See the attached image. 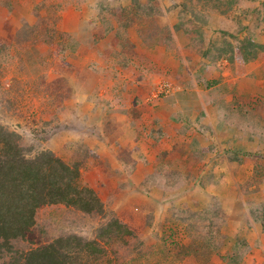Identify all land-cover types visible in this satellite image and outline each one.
I'll list each match as a JSON object with an SVG mask.
<instances>
[{"label": "rangeland", "instance_id": "rangeland-1", "mask_svg": "<svg viewBox=\"0 0 264 264\" xmlns=\"http://www.w3.org/2000/svg\"><path fill=\"white\" fill-rule=\"evenodd\" d=\"M39 6L37 31L31 32L25 42L22 38L14 39L16 32L10 43L0 41L4 45L0 64V124L17 133L20 144L30 154L51 149L68 160L69 147L76 141L85 143L83 140L90 132L94 134L103 113L102 104L117 107L130 98V105L141 106L152 114L158 106L155 102L177 89L179 80L174 75L178 72L190 77L188 73L195 68L201 74L210 66L222 74L225 64H233L236 56L256 63L259 54L263 62L259 70L264 68V0H40ZM242 40L259 45L254 58H244L240 50ZM198 78L201 79L200 75ZM259 101L264 106V100ZM248 118L251 134L255 114L250 113ZM88 125L93 128H87ZM103 137L100 134L101 141ZM96 147L89 146L96 157L82 168V182L92 187L105 206L141 238L151 242L152 225L162 215L161 192L142 191L154 185L149 177H141L135 185L126 175L127 180H121L119 185L121 191L109 184L95 185L101 180V171L93 167L105 160L98 157ZM149 149L146 155L154 160L155 151ZM184 149V142L176 145L177 153ZM192 149L190 146L188 152ZM165 153L160 155L162 161ZM127 156L130 154L120 149L118 159ZM142 160L145 162L146 158ZM166 161L169 172L175 171L178 159L174 160L177 164ZM157 174L152 176L157 178ZM219 179L220 185L209 192L192 191L197 188L193 183L186 184L190 189L181 192L185 186L180 179L176 185L180 193L174 203L202 209L217 201L226 219L225 233L237 232L249 239V247L240 253L235 264H256L257 257L252 253L255 248L264 250V237L259 240L264 231L259 222L252 227L243 223V204L253 203L259 194L255 190L241 194L245 181L238 176H232L228 182L224 177ZM250 182L249 189L258 187L254 179ZM124 183L132 185L131 191L123 192ZM246 197L249 199L245 200ZM148 212L152 215L150 225L146 223ZM98 221L96 216L63 204L42 205L36 211L35 224L23 238L12 242V250L26 251L62 234L89 236ZM183 264L196 263L190 260ZM209 264L225 263L216 259Z\"/></svg>", "mask_w": 264, "mask_h": 264}, {"label": "trees", "instance_id": "trees-1", "mask_svg": "<svg viewBox=\"0 0 264 264\" xmlns=\"http://www.w3.org/2000/svg\"><path fill=\"white\" fill-rule=\"evenodd\" d=\"M6 4L5 0H0V5ZM39 22V16L32 25L23 22L14 39L22 38L25 42L31 32L37 31L35 25ZM3 47L0 44V64ZM258 47L248 40L240 44L245 59L254 58ZM69 149L68 160L51 149L30 154L20 144L19 135L0 124V264H183L190 260L209 264L216 259L235 264L240 253L249 247L245 235L225 233L226 219L217 201L202 209L174 203L180 193L176 190L180 179L184 186L193 183L199 188L220 180L212 173L198 177L194 174L195 165L202 159L198 148L178 160L175 171L163 173V163L158 161L157 166L162 163L157 169L159 180L149 176L162 190V215L160 221L152 225L153 240L148 243L114 210L108 209L92 187L82 182L81 170L86 162L95 159V152L81 141L74 142ZM231 157L232 161L240 163L237 153ZM121 161L130 172V162ZM258 174L264 176V167L254 169L251 179L258 182ZM251 179L242 183L241 194L256 190L248 188ZM189 189L185 186L181 192ZM142 191L149 193L148 188ZM47 204L73 207L88 216H96L99 221L89 236L62 234L29 250L13 251L12 242L25 236L35 224L37 209ZM243 205L246 213L243 223L252 227L259 222L264 231V201ZM148 213L147 224L152 217L151 212Z\"/></svg>", "mask_w": 264, "mask_h": 264}, {"label": "crops", "instance_id": "crops-1", "mask_svg": "<svg viewBox=\"0 0 264 264\" xmlns=\"http://www.w3.org/2000/svg\"><path fill=\"white\" fill-rule=\"evenodd\" d=\"M5 1L6 5H0V41L10 43L24 21L29 24L36 21L40 0ZM261 55H258L256 63L244 62L240 55L236 56L233 64H225L227 66L222 74L210 66L201 74L195 68L188 73L190 77L178 72L174 75L179 80L177 89L156 101L158 106L153 108L152 114L141 106L130 105V98L126 104L119 103L117 107L102 104L103 113L93 131L95 135L90 132L89 137L83 140L92 149L98 146L95 149L98 157L101 155L105 159L102 164L93 167L101 171V180L95 185L109 184L120 190L119 185L127 180L126 175L136 185L141 182V177L148 178L157 173L153 167L158 161L165 167L166 160L176 163V158H185L190 146L198 148L202 158L194 167L197 177L212 173L216 178L224 177L227 182L232 176H238L241 181L250 179L254 169H259L264 162V106L259 101L264 100V68L259 70V65L263 63ZM250 113L255 114L256 121L251 134L248 131ZM90 126L87 128H93ZM100 134L104 136L103 141ZM180 142H184L185 149L177 153L176 145ZM151 147L155 151L153 155H156L154 160L149 158L150 154L146 155ZM120 149L130 154L127 156L129 166H132L130 172L124 168L122 159H118ZM164 152L167 153L162 161L160 155ZM234 153L238 154L239 164L232 161ZM142 157L146 158L145 162ZM162 171L169 173L167 167ZM219 182L214 180L205 188L197 186L192 191L209 192L220 185ZM124 186L126 190L123 192L131 191L132 185L124 183ZM225 187L228 185L225 184ZM147 188L150 193L162 192L154 185ZM254 192L259 194L254 198L255 202L264 199L262 175H258V187ZM225 198L230 197L225 195ZM259 236V240H263L264 233ZM253 251L252 254L257 257L256 264H264V250L255 248ZM252 254L251 258L254 257Z\"/></svg>", "mask_w": 264, "mask_h": 264}]
</instances>
